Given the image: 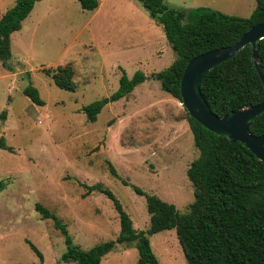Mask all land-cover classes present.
I'll return each instance as SVG.
<instances>
[{
    "label": "rangeland",
    "instance_id": "rangeland-1",
    "mask_svg": "<svg viewBox=\"0 0 264 264\" xmlns=\"http://www.w3.org/2000/svg\"><path fill=\"white\" fill-rule=\"evenodd\" d=\"M17 1L0 0V19ZM164 2L240 19L257 7L256 0ZM11 53L13 71L0 61V264H76L63 262L65 238L37 205L56 215L84 251L116 240L119 214L105 195H86L94 186L114 193L137 232L150 228V215L131 186L189 213L195 196L187 173L199 151L184 106L153 78L177 56L138 0H99L93 12L79 0H43L12 35ZM59 67L73 70L75 92L54 84L48 71ZM139 71L147 81L90 122L82 109L116 93L124 73L132 79ZM29 86L39 90L43 107L24 95ZM150 240L160 264H187L175 230ZM138 260V249L118 245L102 264Z\"/></svg>",
    "mask_w": 264,
    "mask_h": 264
},
{
    "label": "trees",
    "instance_id": "trees-1",
    "mask_svg": "<svg viewBox=\"0 0 264 264\" xmlns=\"http://www.w3.org/2000/svg\"><path fill=\"white\" fill-rule=\"evenodd\" d=\"M43 0H18L0 19V61L13 71L11 65L12 35L22 29L37 3ZM151 17L162 26L167 42L177 56L166 70L153 75L161 89L174 99L181 100V81L185 69L195 57L238 43L251 27L264 23V1L256 0L257 7L250 18L227 16L208 8L174 10L164 0H138ZM85 11L99 8V0H79ZM259 56L264 65V40ZM54 84L62 90L75 92L73 70L59 67L48 71ZM147 81L139 71L131 79L126 73L120 79V88L111 97L102 99L82 111L95 123L103 109L118 102ZM202 94L213 113L219 117L245 108L259 105L264 100V86L252 66L251 50L246 47L235 59L209 73L203 80ZM33 104L44 106L37 88L29 86L24 91ZM1 118H5L2 113ZM186 120L194 137L199 157L188 170V178L194 187L195 201L187 214L155 195H148L137 186L134 192L145 198L150 215V228L137 232L121 202L110 190L99 186L89 188L86 195L99 192L113 202L120 217L121 230L116 240L105 242L88 251L74 245L66 226L41 205L36 209L45 220H53L64 238L67 251L65 263L102 264L103 259L118 246L135 247L139 252L138 264H160L151 246L150 237L164 231L175 230L187 264H264V163L260 162L240 143H231L204 128L189 114ZM255 136H264V113L251 126ZM0 148H6L0 141ZM110 171L117 177L116 170ZM124 185L130 186L124 182ZM5 189L0 182V193ZM31 249L43 262V254L35 245Z\"/></svg>",
    "mask_w": 264,
    "mask_h": 264
},
{
    "label": "water",
    "instance_id": "water-1",
    "mask_svg": "<svg viewBox=\"0 0 264 264\" xmlns=\"http://www.w3.org/2000/svg\"><path fill=\"white\" fill-rule=\"evenodd\" d=\"M263 40L264 23L251 27L235 45L199 55L189 61L181 81L182 105L189 116L207 130L227 138L231 143L242 144L262 163H264V136L252 134L251 126L255 119L264 113V100L259 105H248L219 117L212 112L202 94L201 86L209 73L235 59L248 46L251 50L252 66L264 86V65L259 56Z\"/></svg>",
    "mask_w": 264,
    "mask_h": 264
}]
</instances>
